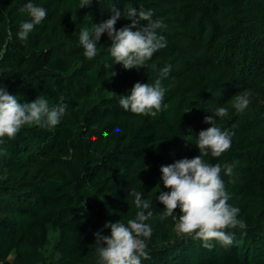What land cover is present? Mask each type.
I'll list each match as a JSON object with an SVG mask.
<instances>
[{"label":"trees","instance_id":"obj_1","mask_svg":"<svg viewBox=\"0 0 264 264\" xmlns=\"http://www.w3.org/2000/svg\"><path fill=\"white\" fill-rule=\"evenodd\" d=\"M80 2L0 0V84L20 102L42 96L50 107L66 106L58 125H25L0 142V264H101L94 233L135 218L133 190L153 212L145 221L152 235L142 238L151 259L141 264H264V0H92L83 9ZM27 3L47 16L25 42L20 24L31 18L19 9ZM114 8L122 13L117 30L131 23L130 8L163 21L167 46L143 68L114 63L107 33L97 56H84L80 30ZM158 79L167 109L152 117L119 105L135 83ZM246 91L250 103L238 112L236 97ZM220 107L227 116H216ZM208 115L234 133L220 157H205L232 167L220 175L246 228L225 230L234 234L229 247L178 233L182 212L163 215L157 199L170 191L161 166L199 155ZM51 231H58L55 256L44 252Z\"/></svg>","mask_w":264,"mask_h":264},{"label":"clouds","instance_id":"obj_2","mask_svg":"<svg viewBox=\"0 0 264 264\" xmlns=\"http://www.w3.org/2000/svg\"><path fill=\"white\" fill-rule=\"evenodd\" d=\"M91 4L92 0H81L80 8ZM19 11L31 18L21 22L18 33V38L26 42L35 26L45 19L47 12L45 8L33 3L23 5ZM121 17V11L114 8L108 19L93 24L91 29L84 27L80 30L79 43L84 49V56L88 59L95 58L98 41L102 34L107 33L112 42L109 51L114 63L127 70L143 68L154 53L167 46L166 38L158 33L164 27L163 21L153 20L150 9L130 8L126 19L131 23L117 30L115 25ZM142 21H147V25L141 26ZM169 71L170 66L165 67L162 76L166 77ZM115 75L112 72V77ZM165 91L159 79L154 85L137 82L129 95L120 96L119 105L125 111L155 117L168 108L163 103ZM249 95L246 91L236 97L233 107L238 112L248 107ZM65 110V105L50 107L48 100L42 96L32 102H20L17 96L9 94L4 84H0V142L5 136L14 139L25 125L54 127L59 124ZM227 115L228 110L224 107L216 111L217 117ZM204 122L211 126L198 134L196 146L199 155L161 166L163 185L170 191L160 192L157 199L164 205L163 215L172 216L177 208L182 212L176 224L178 233L194 236L205 242L204 246L208 248L212 247L208 243L212 240L229 247L234 243V234L225 230L246 228V224L237 218L239 208L228 203L229 195L220 175L222 168L226 174L231 175L232 167L227 164H209L205 157H220L231 147L234 133L222 130L211 115L206 116ZM131 194L137 209L135 218L129 219L126 224L121 221L106 222L103 228H110V235H102L103 228L94 233L95 243L100 245L98 256L101 264H141L142 259H151L146 250V240L142 238L150 239L152 235V229L145 221L153 212L149 202L142 199V193L133 190Z\"/></svg>","mask_w":264,"mask_h":264},{"label":"rangeland","instance_id":"obj_3","mask_svg":"<svg viewBox=\"0 0 264 264\" xmlns=\"http://www.w3.org/2000/svg\"><path fill=\"white\" fill-rule=\"evenodd\" d=\"M58 235V231H51L50 233V239H49V244L46 246L44 252L45 254H53V256H55V253L53 251V245H54V242L56 240V237Z\"/></svg>","mask_w":264,"mask_h":264}]
</instances>
